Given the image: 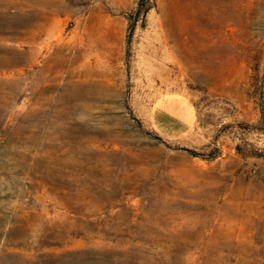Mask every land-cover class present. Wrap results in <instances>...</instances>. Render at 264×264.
<instances>
[{
  "label": "rangeland",
  "instance_id": "obj_1",
  "mask_svg": "<svg viewBox=\"0 0 264 264\" xmlns=\"http://www.w3.org/2000/svg\"><path fill=\"white\" fill-rule=\"evenodd\" d=\"M0 264H264V0H0Z\"/></svg>",
  "mask_w": 264,
  "mask_h": 264
},
{
  "label": "trees",
  "instance_id": "obj_2",
  "mask_svg": "<svg viewBox=\"0 0 264 264\" xmlns=\"http://www.w3.org/2000/svg\"><path fill=\"white\" fill-rule=\"evenodd\" d=\"M192 154H195L194 152H191Z\"/></svg>",
  "mask_w": 264,
  "mask_h": 264
}]
</instances>
